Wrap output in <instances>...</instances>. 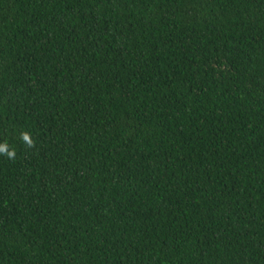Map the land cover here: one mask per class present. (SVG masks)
<instances>
[{"label": "trees", "instance_id": "trees-1", "mask_svg": "<svg viewBox=\"0 0 264 264\" xmlns=\"http://www.w3.org/2000/svg\"><path fill=\"white\" fill-rule=\"evenodd\" d=\"M4 142L0 264H264V0H0Z\"/></svg>", "mask_w": 264, "mask_h": 264}, {"label": "clouds", "instance_id": "clouds-1", "mask_svg": "<svg viewBox=\"0 0 264 264\" xmlns=\"http://www.w3.org/2000/svg\"><path fill=\"white\" fill-rule=\"evenodd\" d=\"M22 138L29 146H32L33 141L30 139V136L28 133H23ZM0 155H5L9 159H12L15 157L16 153L14 149H11L7 142L0 143Z\"/></svg>", "mask_w": 264, "mask_h": 264}]
</instances>
